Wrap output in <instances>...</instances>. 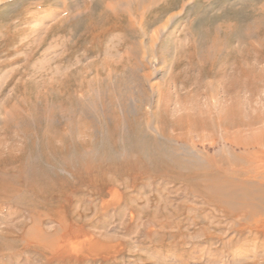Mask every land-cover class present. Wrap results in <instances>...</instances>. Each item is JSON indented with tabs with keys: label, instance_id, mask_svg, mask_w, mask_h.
<instances>
[{
	"label": "rangeland",
	"instance_id": "rangeland-1",
	"mask_svg": "<svg viewBox=\"0 0 264 264\" xmlns=\"http://www.w3.org/2000/svg\"><path fill=\"white\" fill-rule=\"evenodd\" d=\"M135 1L0 0V123L7 118L10 106L18 107L24 116L28 107L43 114L47 113L44 106L55 107L58 97L74 96L90 107L91 98H98L103 90H117L133 62L140 60L148 67L138 74L149 75L146 90L152 103L158 99L157 88L167 84L170 92L200 90L205 93L200 105H215L214 91H220L222 77L201 78L197 85L194 82L200 75L190 55L207 43L200 41L207 21L202 24L198 19L203 11L194 7L196 0H175L176 6L166 11H151L157 19L146 34L142 30L150 14L144 8L135 14ZM241 1L254 2L257 8L264 4V0H220L219 5L215 0H201L200 5L207 9L204 19L208 20L222 17L229 9L240 11ZM238 23L242 28L246 25ZM127 25L141 31L140 38H130ZM133 45L140 48L137 60L128 57L136 48ZM230 47L233 52L223 76L226 81L239 67L264 70V60L257 52L248 54L247 44L232 41ZM242 81L248 85L254 78L243 77ZM257 86V95L251 97V91L244 88L239 97L243 103L251 99V104L244 105L247 111L252 106L264 114V83L257 82ZM221 99L226 104L233 101L229 96ZM43 119L46 122L45 116ZM196 144L195 154L211 161L252 154L255 168L264 171L261 148L245 152L227 145ZM94 199L86 200L92 208L86 217H81L82 207L77 203L74 216L67 213L70 207L65 203L57 207V214L38 209L42 215L32 220L28 214H14L12 207H1L0 235L16 229L6 241L17 245L11 250L0 249V264H264V200H257L259 214L231 217L189 194L182 184L153 180L144 185L139 179ZM25 218L30 220L27 229L31 227L35 237L37 230L48 235L46 241L52 249L23 242L26 232L17 226Z\"/></svg>",
	"mask_w": 264,
	"mask_h": 264
},
{
	"label": "bare ground",
	"instance_id": "bare-ground-1",
	"mask_svg": "<svg viewBox=\"0 0 264 264\" xmlns=\"http://www.w3.org/2000/svg\"><path fill=\"white\" fill-rule=\"evenodd\" d=\"M215 1L218 4L220 0ZM145 4L146 0H138L132 8L135 14L143 8L149 11L143 34L156 23L157 16L151 11H166L176 1L150 0V4ZM200 4L201 0L195 1L194 7L203 11L198 19L211 25L206 22L199 34V40L207 43L190 55L200 75L194 82L197 85L201 78L222 77L223 81L218 83L222 84L221 94L232 97V103L226 104L217 90L215 105L209 103L204 107L200 104L205 93L170 92L167 84L157 88L158 99L152 103L146 90L149 75L138 74L148 67L140 60L133 62L131 72L117 90L105 89L98 98L90 97V107L74 96L63 100L58 97L57 105L44 106L47 113L43 114L28 107L24 116L18 107L10 106L7 118L0 123V208L12 207L16 209L14 214H28L32 220L42 215L38 209L57 214V207L65 203L70 207L67 213L74 216L73 205L77 203L82 207L81 217H86L92 211L86 200L102 198L115 186L129 187L139 179L144 185L153 180L182 184L189 194L227 216L250 217L261 212L257 200H264V171L255 168L252 154L222 156L211 161L195 154L194 148L196 143L208 142L209 146L227 145L245 152L264 150V114L252 106L247 111L244 105L251 104V99L243 103L239 97L249 84L245 89L251 91V97L258 94L257 82L264 83V70L239 67L234 77L227 81L223 78L232 57V41L247 44L248 54L257 52L258 58L264 60V4L257 8L254 2L241 1L240 11L229 9L222 17L208 20L204 19L207 9ZM218 21L222 23L212 24ZM238 22L246 23L245 27L242 25L244 29ZM126 28L130 38L141 35L137 29L128 25ZM134 48L128 57L137 60L140 48ZM243 77L254 81L245 85ZM182 83L186 88V81ZM207 90L209 93V86ZM57 117L65 118L56 120ZM29 223L26 218L18 222L17 228L26 232L23 242L39 249H52L46 241L48 235L37 230L35 237L32 228L27 229ZM13 231L16 229L1 232L0 249L11 250L17 245L6 241Z\"/></svg>",
	"mask_w": 264,
	"mask_h": 264
}]
</instances>
